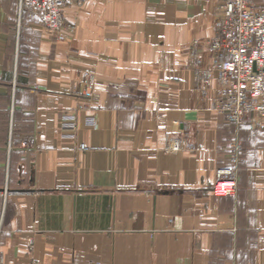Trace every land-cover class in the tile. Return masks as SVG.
<instances>
[{
  "label": "crops",
  "instance_id": "1",
  "mask_svg": "<svg viewBox=\"0 0 264 264\" xmlns=\"http://www.w3.org/2000/svg\"><path fill=\"white\" fill-rule=\"evenodd\" d=\"M18 2L0 0V264H264V124L223 121L188 69L216 0H65L59 34ZM177 130L194 151L164 149Z\"/></svg>",
  "mask_w": 264,
  "mask_h": 264
},
{
  "label": "built area",
  "instance_id": "2",
  "mask_svg": "<svg viewBox=\"0 0 264 264\" xmlns=\"http://www.w3.org/2000/svg\"><path fill=\"white\" fill-rule=\"evenodd\" d=\"M18 5L37 14L51 33L61 32L65 0H19ZM213 14L211 37L189 45L188 69L195 89L203 97L212 94L211 108L223 121L264 124V8L254 0H216ZM90 94L86 87L84 95ZM74 125V116L69 115L63 128L73 131ZM164 149L191 152L195 146L186 132L177 130L165 136ZM240 149L239 141L231 143L232 162L216 169L214 193H235Z\"/></svg>",
  "mask_w": 264,
  "mask_h": 264
},
{
  "label": "rangeland",
  "instance_id": "3",
  "mask_svg": "<svg viewBox=\"0 0 264 264\" xmlns=\"http://www.w3.org/2000/svg\"><path fill=\"white\" fill-rule=\"evenodd\" d=\"M255 4L258 6V7H261V8H264V3L262 2H258L256 0H254ZM199 41H203V40H199Z\"/></svg>",
  "mask_w": 264,
  "mask_h": 264
}]
</instances>
